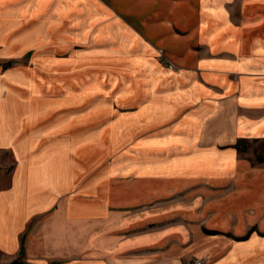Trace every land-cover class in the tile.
Segmentation results:
<instances>
[{
	"label": "crops",
	"instance_id": "crops-1",
	"mask_svg": "<svg viewBox=\"0 0 264 264\" xmlns=\"http://www.w3.org/2000/svg\"><path fill=\"white\" fill-rule=\"evenodd\" d=\"M37 46L0 264H264V0H0V58Z\"/></svg>",
	"mask_w": 264,
	"mask_h": 264
},
{
	"label": "rangeland",
	"instance_id": "rangeland-1",
	"mask_svg": "<svg viewBox=\"0 0 264 264\" xmlns=\"http://www.w3.org/2000/svg\"><path fill=\"white\" fill-rule=\"evenodd\" d=\"M15 48H17V46ZM42 52H43V50H41V48H39L37 46V48L32 49L30 52L26 53L22 57L7 58V59H1L0 58V66L4 70V69L10 67L12 64H17V66L28 65L29 64L28 59L31 58L30 55L37 54V53H42ZM68 52L70 53L71 51L68 49ZM59 53L62 54V53H64V51L62 50V51H58V52H52L51 54L54 55V54H59ZM2 77H4V76H2ZM132 147L133 146H131V148ZM255 147H256L257 150L261 149V145L260 144L259 145H255ZM14 162H15V159H14V156H13V153L11 152V150L8 149V148H0V189L6 187L8 185L12 170L14 168ZM14 261L22 262L21 259L16 258V259H13L10 262L5 263V264H11Z\"/></svg>",
	"mask_w": 264,
	"mask_h": 264
},
{
	"label": "built area",
	"instance_id": "built-area-1",
	"mask_svg": "<svg viewBox=\"0 0 264 264\" xmlns=\"http://www.w3.org/2000/svg\"><path fill=\"white\" fill-rule=\"evenodd\" d=\"M168 66L172 69L174 68L173 64H171V63H168ZM204 262L205 261L203 258H192V259L188 260L186 262V264H204Z\"/></svg>",
	"mask_w": 264,
	"mask_h": 264
},
{
	"label": "bare ground",
	"instance_id": "bare-ground-1",
	"mask_svg": "<svg viewBox=\"0 0 264 264\" xmlns=\"http://www.w3.org/2000/svg\"><path fill=\"white\" fill-rule=\"evenodd\" d=\"M2 98H3V97H2ZM4 98H5V97H4ZM4 98H3V99H4ZM6 99H7V98H6ZM1 100H2V99H1ZM0 103H1V102H0ZM8 103H9V102H8ZM0 105H2V103H1ZM5 105H6V102H5ZM3 107L5 108V106H3ZM10 108H11V107H10ZM10 108H9V106H8V108H7V109L9 110ZM0 110H2V107H1V109H0ZM5 110H6V109H5ZM2 112H4V111H2ZM1 116H2V115H1ZM1 116H0V117H1ZM4 123H5V122H4ZM6 136H7V135H6Z\"/></svg>",
	"mask_w": 264,
	"mask_h": 264
},
{
	"label": "trees",
	"instance_id": "trees-1",
	"mask_svg": "<svg viewBox=\"0 0 264 264\" xmlns=\"http://www.w3.org/2000/svg\"><path fill=\"white\" fill-rule=\"evenodd\" d=\"M11 264H23L22 262H20V261H14L13 263H11Z\"/></svg>",
	"mask_w": 264,
	"mask_h": 264
}]
</instances>
